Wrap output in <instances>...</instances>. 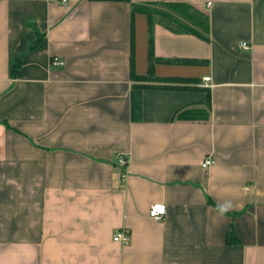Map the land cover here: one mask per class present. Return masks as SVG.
I'll return each mask as SVG.
<instances>
[{
    "label": "crops",
    "instance_id": "0c3cea01",
    "mask_svg": "<svg viewBox=\"0 0 264 264\" xmlns=\"http://www.w3.org/2000/svg\"><path fill=\"white\" fill-rule=\"evenodd\" d=\"M0 264H264V0H0Z\"/></svg>",
    "mask_w": 264,
    "mask_h": 264
},
{
    "label": "built area",
    "instance_id": "2783aa9c",
    "mask_svg": "<svg viewBox=\"0 0 264 264\" xmlns=\"http://www.w3.org/2000/svg\"><path fill=\"white\" fill-rule=\"evenodd\" d=\"M64 4H67V0H62ZM243 48L249 49V45L247 43L242 44ZM51 64L54 66H63L64 62L58 60V58H53L51 61ZM205 82H209L210 78H204ZM118 164L121 167H126L128 165V159L124 154H119L117 157ZM214 163L212 159H206L203 163V167L206 168L208 166H211ZM167 215V208L164 204L156 203L151 205L149 209V216L154 219L155 221H163L165 220V217ZM130 238L129 234L126 230H122L120 232H117L114 236L115 242H121L123 244H128Z\"/></svg>",
    "mask_w": 264,
    "mask_h": 264
},
{
    "label": "trees",
    "instance_id": "16d2710c",
    "mask_svg": "<svg viewBox=\"0 0 264 264\" xmlns=\"http://www.w3.org/2000/svg\"><path fill=\"white\" fill-rule=\"evenodd\" d=\"M133 34V32H132ZM41 39H39L34 45L35 47H38L41 43ZM151 42V41H150ZM152 46H150V50H149V53H150V59H151V62H150V66H149V75L148 76H137L136 74H134V72L132 73L133 74V79L135 80H146V79H153L154 76H153V65H154V60H152ZM134 60V57L132 56V64L134 63L133 62ZM20 60L17 58V60L15 61L14 65H13V68H12V71H13V75L16 73L18 67L20 66ZM132 107H133V119L135 120H141V116H142V87L139 88V89H134L132 91ZM237 241V237L234 233L233 230H229L228 232V236H227V242L230 244V243H235Z\"/></svg>",
    "mask_w": 264,
    "mask_h": 264
},
{
    "label": "water",
    "instance_id": "95a60500",
    "mask_svg": "<svg viewBox=\"0 0 264 264\" xmlns=\"http://www.w3.org/2000/svg\"><path fill=\"white\" fill-rule=\"evenodd\" d=\"M32 25L34 24L33 22H30Z\"/></svg>",
    "mask_w": 264,
    "mask_h": 264
}]
</instances>
